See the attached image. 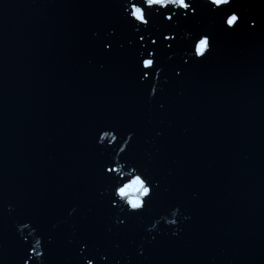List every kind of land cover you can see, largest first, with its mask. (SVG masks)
<instances>
[{
  "label": "water",
  "instance_id": "water-1",
  "mask_svg": "<svg viewBox=\"0 0 264 264\" xmlns=\"http://www.w3.org/2000/svg\"><path fill=\"white\" fill-rule=\"evenodd\" d=\"M190 2L188 19L150 18L152 38L177 41L159 50L162 91L149 99L155 81L139 80L130 0H0V264H39L41 236L46 264H264V0H238L258 27L236 32L205 0ZM113 28L106 55L98 42ZM205 32L211 54L185 64ZM106 128L135 133L121 163L160 185L143 215L110 206ZM177 207L178 227L147 231ZM28 221L36 237L20 235Z\"/></svg>",
  "mask_w": 264,
  "mask_h": 264
},
{
  "label": "snow or ice",
  "instance_id": "snow-or-ice-1",
  "mask_svg": "<svg viewBox=\"0 0 264 264\" xmlns=\"http://www.w3.org/2000/svg\"><path fill=\"white\" fill-rule=\"evenodd\" d=\"M205 3L211 6H214L210 9L219 19L221 25L225 26L224 31L226 32H236L243 27H247L249 30H255L258 27V19L255 17L249 16L246 12L242 10V6L239 4L238 0H230L229 3H225L222 6H217L212 0H205ZM130 11L127 13L126 22L131 27L135 36H137L138 42L129 41V43H136L138 49L142 48L143 50L139 51L137 63L138 65L142 63V68H139V80L144 83H148L154 79V83L150 85L149 99H155L159 93L162 91L160 88V81L164 72V69L159 66L158 54L161 46L166 47L168 50H172L177 41V35L169 31L167 34L160 33L156 38H152L150 34V18L153 16V13L160 15L164 20L168 22L176 23L174 17L183 16L185 19H188V14L191 13L193 16L196 15V10L193 7L190 0H182V3L177 5L174 3L170 4H161V3H152L150 0H130ZM174 9L177 11H172L169 13L167 10ZM137 10L140 12V15L137 16ZM160 10H166L160 12ZM179 10H183L182 12ZM143 26V27H141ZM146 34H148L146 39ZM116 30L109 29L105 38L99 40L98 47L101 52L106 55L112 54L116 51L117 40ZM160 40L161 43L158 44L157 41ZM149 41L152 48H149ZM212 41L213 37L211 33H201L194 35L191 40V45L185 52L187 57L184 60L185 64L202 62L207 59L208 55L212 51ZM167 42V43H164ZM201 45H206L204 50L201 49ZM120 49L123 48L122 44H119ZM147 70V71H144ZM177 76L182 75V71L176 72ZM98 135L99 145L101 146L103 152L107 156V161L103 165L104 171L111 178V194L116 197L117 189L129 179H126L125 176L121 178L122 169L125 166H130L133 169V172H128L127 177L132 178L133 173L137 179H141L142 182L146 184V191L148 193L147 199L143 203V207L135 209L131 212H128V216H140L148 211V203L152 200L154 196L158 194L160 185L153 179L151 174L147 169H141L134 164H128L127 162L121 163L124 161L128 155V151L132 147V143L135 139V133H122L120 129L106 128L100 129ZM113 199L110 202L112 208H117L121 211L122 205L119 201ZM178 208V207H177ZM76 208H72L68 215L72 217ZM124 212V211H123ZM170 226L174 224V221L169 222ZM117 227H126L127 219H116ZM25 230H28L29 235L36 237L39 229L35 226L33 221H28L23 223V228L20 229V235L23 237ZM35 230V231H33ZM25 243H27V238H24ZM51 238H49V243H51ZM43 237L41 236L39 240H35L33 245V250L31 252V257L36 258L39 261V264H46L44 260L45 252L42 251ZM81 256L84 255V250L88 249V242L85 241L82 243ZM143 254V253H141ZM107 261V256L102 257ZM30 264V260L26 259L24 264ZM94 264L93 259L84 257V264Z\"/></svg>",
  "mask_w": 264,
  "mask_h": 264
},
{
  "label": "clouds",
  "instance_id": "clouds-1",
  "mask_svg": "<svg viewBox=\"0 0 264 264\" xmlns=\"http://www.w3.org/2000/svg\"><path fill=\"white\" fill-rule=\"evenodd\" d=\"M152 3H161V4H181L182 0H150ZM213 3H215L218 7L224 5L225 3H229L230 0H212ZM136 15L139 16L140 12L137 10ZM206 48V45H201V49L204 50ZM131 169L130 172H133V169L130 166H127ZM128 173V172H127ZM125 172H121V178H123L125 175H127ZM111 194V189L107 190ZM148 193L146 191V184L142 182L141 179H137L135 177V174H133L132 178H129L125 184L121 185L119 189H117V195L115 201H119V203L122 205L121 212L127 208L128 211H133L135 209H139L143 207V203L145 199H147ZM114 201V202H115ZM169 216L171 218H169ZM169 216H161L159 219H155L150 227L147 228V231L149 233H152L158 229V226L161 224V222H165L167 225L170 226L169 222L174 221V224L171 226H177L178 227V217L180 216V209L175 208L170 211ZM191 217L185 216V220H189ZM23 228L20 227V229ZM19 229V230H20ZM35 231V230H33ZM174 235L176 233H173ZM155 237H153L154 239ZM40 238H35V240H39ZM83 247V246H82ZM27 264V262H26ZM87 264V262H86ZM117 264H119V261H117Z\"/></svg>",
  "mask_w": 264,
  "mask_h": 264
}]
</instances>
